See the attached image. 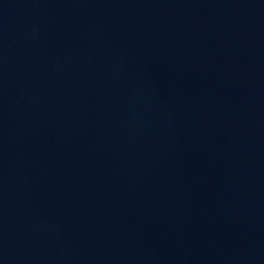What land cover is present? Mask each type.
<instances>
[{"label":"water","instance_id":"95a60500","mask_svg":"<svg viewBox=\"0 0 264 264\" xmlns=\"http://www.w3.org/2000/svg\"><path fill=\"white\" fill-rule=\"evenodd\" d=\"M0 264H264V0H0Z\"/></svg>","mask_w":264,"mask_h":264}]
</instances>
